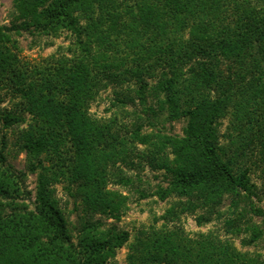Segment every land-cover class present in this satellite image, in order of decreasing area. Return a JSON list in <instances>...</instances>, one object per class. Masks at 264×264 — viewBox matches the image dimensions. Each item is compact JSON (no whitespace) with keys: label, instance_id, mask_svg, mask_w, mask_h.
Instances as JSON below:
<instances>
[{"label":"trees","instance_id":"trees-1","mask_svg":"<svg viewBox=\"0 0 264 264\" xmlns=\"http://www.w3.org/2000/svg\"><path fill=\"white\" fill-rule=\"evenodd\" d=\"M151 6L166 20L157 44L148 42L156 31L142 14ZM95 17L104 30L92 25ZM69 32L67 52L41 65L20 58V38H30L31 49L43 39L50 47ZM131 35L145 42H129ZM259 62L264 0H15L10 24L0 26V264H116L130 233L104 219L120 221L130 197L112 186L180 206L155 220L162 228L139 233L131 264H264V255L234 243L250 247L264 237L250 219L264 216L251 183L254 168H264ZM215 86L221 95L211 100ZM109 87L129 123L89 113ZM233 94L239 104L247 97L240 148L221 140ZM8 98L14 104L2 107ZM128 104L137 109L125 111ZM181 119L189 122L183 138L161 133V122ZM11 145L36 159L30 171H43L34 210L26 174L8 163ZM145 166L166 186L145 187ZM57 184L73 201L76 222L55 195ZM181 215L199 227L224 220V237L220 230L190 235Z\"/></svg>","mask_w":264,"mask_h":264},{"label":"rangeland","instance_id":"rangeland-1","mask_svg":"<svg viewBox=\"0 0 264 264\" xmlns=\"http://www.w3.org/2000/svg\"><path fill=\"white\" fill-rule=\"evenodd\" d=\"M15 0H0V26L3 25H9L11 22V12L13 10ZM144 6L140 7V9H143ZM146 8V7H145ZM145 10L144 14V22L145 24L150 25V28H153L156 31V34L149 38L148 42L157 44L160 42L164 36V29H165V23L166 20L163 19L157 11V7L151 6L150 8ZM185 6L182 8L184 9ZM138 12V11H137ZM98 15V14H96ZM95 15V16H96ZM106 22V21H105ZM93 26L97 27L100 31L104 30V23H101L98 20V17H95L92 23ZM22 52L20 58L24 61H28L29 63L33 65H41L43 62H46V60H50L53 55H56L61 52H67V48L72 45L73 38L71 33H63L59 34L57 38L52 39L50 42H53L52 46L45 47L46 40H42L40 44L37 47H34L31 49V39L30 38H20L19 39ZM145 42L144 39L137 40V37L134 35H131L129 37V42ZM63 48V49H61ZM108 53H106L107 55ZM153 54V53H151ZM70 56V54H68ZM74 57V55H72ZM131 59V58H130ZM105 63L109 60L105 56ZM260 63V62H259ZM258 65H261V63ZM117 67L125 68L124 66L117 64ZM257 65V66H258ZM261 68H264V64L262 63ZM116 71H119L118 69H114ZM263 75V81H264V70L261 71ZM264 86V83H263ZM126 87V86H125ZM264 88V87H263ZM216 86L212 89V99H216L218 96V93L221 95L220 92L215 91ZM119 90V89H117ZM238 94H233L231 96V99H234L233 103H230L227 108L228 115L221 120L222 125L221 128V140L225 144H232L231 146H239V148L242 146V144L245 141L242 138H238L239 136V128L243 129L244 126L242 121H246V117L244 112L241 110L243 105L247 104L244 103L247 100L246 96H242L241 100L243 101V104H239L237 102ZM117 95L116 90L113 87H109L106 90H102L99 92V96L97 97V101L94 102L89 107V113L94 118L98 119H110L114 116H117L121 121H124L126 123L130 122V117L124 116L121 113V110L115 106V104H118L116 102ZM225 100H229V98H225ZM239 100V99H238ZM152 103V101H150ZM14 102L8 98L4 103H2V107L8 106L11 107ZM136 106H138V103H136ZM125 111L132 112L133 110L137 109V107H134L132 104L124 105ZM29 118V115L27 116ZM91 117V118H92ZM247 123V122H245ZM189 122L187 119H181L179 121H163L160 125V130L162 134L168 135L169 137H176V138H183L184 133L186 130V127L188 126ZM28 127V124L26 123L21 127V129H25ZM148 132H151V130H147ZM12 132V131H11ZM10 134V133H9ZM13 134V132H12ZM15 135V133H14ZM243 136L241 131V137ZM11 143L14 144V136H10ZM256 145V143H255ZM252 148H255L256 152L259 150L258 146L252 145ZM258 156L264 157V154L261 150H259ZM48 155H43L42 159H46ZM8 163L11 164L15 168L16 171L22 172L26 174V182H25V189H27L31 193V200H27L26 203H29L30 209L34 210L36 205L39 202L38 194L40 192L41 187V181H40V174L41 170H36L34 172L30 171L32 166L37 164V161L34 157L30 156L25 152L24 150L22 152H19V150L11 145L8 149ZM45 165L48 167L50 166L49 162H45ZM142 177L144 178L145 187H151L153 191L156 190L158 185L166 186L165 179L163 175L159 174V172H154L151 170L149 166H145L144 169H142ZM251 183L254 184V190H253V201L255 205L260 208L264 212V168L257 169V167L254 168V172L252 173ZM54 188L55 195L61 200L62 208L64 207L67 209L68 213L71 214V220L73 222H76L77 220V213L73 211L74 209V203L73 201L67 196L66 192L63 189V185L57 184ZM111 191H119L122 194L130 197L129 202V209L126 214L121 218L120 221H116L114 219H104L105 223L107 225H115L119 229L125 230L130 233V241L120 250H118L117 257L115 259L116 264H131L130 260V254L132 245L136 241V237L139 235L142 230H145L147 228H150L152 226H155L156 228H162L164 226V221H159L158 223L155 222V220L158 218H161L166 215L169 209L176 208L179 209L180 206L175 205L176 200L168 199L166 201H161L157 197H152L148 199L141 200L137 195L132 193L128 189L120 188L112 186L110 187ZM181 202L183 200H180ZM180 202V204H181ZM185 202V201H184ZM229 203H226L223 210L227 209V206ZM63 208V209H64ZM103 219V217H100ZM182 223L184 226V229L192 236L198 233H208L210 231H217L220 230V234H223L222 237H224V233H222V226L223 224L221 222H224L222 220L221 222L214 220L212 223L207 224L205 226L199 227L197 225V222L195 220L194 216H188V215H181L180 216ZM251 222L253 225L256 226V229L261 231L264 236V216H252L250 217ZM241 239H235L234 243L235 246L243 253H249L250 255L253 254H261L264 255V237L260 241V244L250 247H245L241 244Z\"/></svg>","mask_w":264,"mask_h":264}]
</instances>
